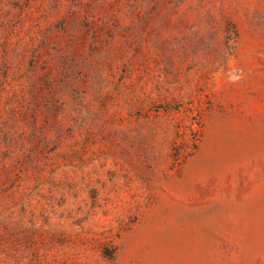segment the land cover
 I'll use <instances>...</instances> for the list:
<instances>
[{
  "label": "rangeland",
  "instance_id": "374dc122",
  "mask_svg": "<svg viewBox=\"0 0 264 264\" xmlns=\"http://www.w3.org/2000/svg\"><path fill=\"white\" fill-rule=\"evenodd\" d=\"M0 264H264V0H0Z\"/></svg>",
  "mask_w": 264,
  "mask_h": 264
}]
</instances>
